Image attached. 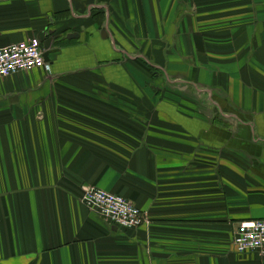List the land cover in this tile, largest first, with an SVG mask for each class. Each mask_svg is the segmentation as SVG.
Segmentation results:
<instances>
[{
  "label": "crops",
  "instance_id": "1",
  "mask_svg": "<svg viewBox=\"0 0 264 264\" xmlns=\"http://www.w3.org/2000/svg\"><path fill=\"white\" fill-rule=\"evenodd\" d=\"M33 37L51 68L0 78V264H264L233 245L264 218V0H0V47Z\"/></svg>",
  "mask_w": 264,
  "mask_h": 264
},
{
  "label": "built area",
  "instance_id": "2",
  "mask_svg": "<svg viewBox=\"0 0 264 264\" xmlns=\"http://www.w3.org/2000/svg\"><path fill=\"white\" fill-rule=\"evenodd\" d=\"M38 37L0 47V78L9 77L35 68H51L44 55V46ZM83 204L99 214L104 221L123 229L140 227L143 213L125 197L104 190L84 188ZM234 248L239 253L258 252L264 255V218L242 222L234 231Z\"/></svg>",
  "mask_w": 264,
  "mask_h": 264
},
{
  "label": "water",
  "instance_id": "3",
  "mask_svg": "<svg viewBox=\"0 0 264 264\" xmlns=\"http://www.w3.org/2000/svg\"><path fill=\"white\" fill-rule=\"evenodd\" d=\"M49 41H50V40H48V41L46 42V44H44L45 47H48V43H49Z\"/></svg>",
  "mask_w": 264,
  "mask_h": 264
},
{
  "label": "trees",
  "instance_id": "4",
  "mask_svg": "<svg viewBox=\"0 0 264 264\" xmlns=\"http://www.w3.org/2000/svg\"><path fill=\"white\" fill-rule=\"evenodd\" d=\"M127 230V229H126Z\"/></svg>",
  "mask_w": 264,
  "mask_h": 264
}]
</instances>
